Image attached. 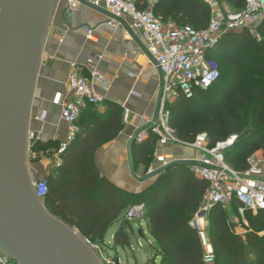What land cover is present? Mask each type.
I'll list each match as a JSON object with an SVG mask.
<instances>
[{"label":"trees","instance_id":"trees-1","mask_svg":"<svg viewBox=\"0 0 264 264\" xmlns=\"http://www.w3.org/2000/svg\"><path fill=\"white\" fill-rule=\"evenodd\" d=\"M224 1L235 10L246 5V0ZM155 12L164 22L198 30L206 29L211 21V10L203 0H159ZM258 33L260 40L247 31L225 34L212 54L220 65L218 82L206 91H196L191 99L181 98L168 105L169 124L183 143L192 144L197 136L206 134L214 147L238 135L234 147L226 152V160L240 172L250 168L253 154L264 150V22ZM90 107L93 118L80 126L76 139L61 156V165L45 178L47 210L103 248L109 230L119 222L112 242L118 253L132 247L130 231L134 230L124 217L126 210L145 204V222L155 251L153 264H207L200 235L190 222L209 183L195 176L188 165L174 164L141 193L121 190L101 176L95 154L120 132L122 116L113 110L103 117ZM157 143L156 135L142 144L135 141L134 164L148 167L155 159ZM58 147L37 141L33 152L40 155ZM239 207L233 201L230 208L238 211ZM229 211L217 206L210 212L208 234L214 263L264 264V236H260L264 211L246 213L250 232L245 237L236 233ZM139 234L145 237L144 230Z\"/></svg>","mask_w":264,"mask_h":264},{"label":"built area","instance_id":"built-area-1","mask_svg":"<svg viewBox=\"0 0 264 264\" xmlns=\"http://www.w3.org/2000/svg\"><path fill=\"white\" fill-rule=\"evenodd\" d=\"M86 1L68 0L67 13L73 15ZM203 1L211 10V21L202 30L189 25L179 26L171 21L164 22L155 12L159 0H91V3L115 18L130 20L132 31L139 34L143 47L161 74L158 113L138 129L136 142L142 144L151 135L158 137L155 161L161 164V168L168 165L166 157L160 153L168 145L190 146L200 154L198 160L185 162V165L190 167L195 176L209 183L202 204L190 222L191 227L200 235L206 263L209 264L214 262V251L208 234V222L213 208L220 206L229 210L233 201H237L242 217L248 211L254 214L264 211V152L260 153V157L253 154L249 159L250 168L240 172L226 160V152L234 147L238 135H232L214 147H210L206 134L197 136L192 144L183 143L169 124L168 105L181 98L191 99L196 91H206L218 82L220 65L212 54L225 34L247 31L258 40L261 39L258 28L264 22V0H246L244 9L226 11H222L216 0ZM92 36L93 31L89 30L87 38L91 40ZM68 87L73 97L62 109V119L68 126V132L55 152L58 167L61 165V156L76 139L82 112L89 106L99 107L106 103L105 93L110 90V82L94 65L90 68L89 76H84L76 65H72ZM130 116V110L125 109L123 121L127 123ZM37 141L38 133L30 130L29 165L38 157L33 152ZM154 172L156 169L152 166L149 174ZM33 186L38 198L44 202L48 194L47 180H33ZM146 212L145 204H135L126 210L124 217L133 225L145 221ZM84 239L96 253H101V257L105 258L101 245ZM0 264L18 263L0 251Z\"/></svg>","mask_w":264,"mask_h":264},{"label":"crops","instance_id":"crops-1","mask_svg":"<svg viewBox=\"0 0 264 264\" xmlns=\"http://www.w3.org/2000/svg\"><path fill=\"white\" fill-rule=\"evenodd\" d=\"M86 2L92 4L91 0ZM67 7L68 0L57 2L45 42L32 108L31 130L38 133L41 143L60 145L68 132V126L62 119L63 105L73 97L68 87L71 67L76 65L84 76H89L90 68L96 66L110 82V90L105 93L106 103L92 109L103 117L116 110L121 114L123 123L113 139L98 147L96 165L101 176L121 190L141 193L158 176L142 181L149 175L143 164H134L137 179L132 176L129 144L138 129L158 113L161 74L144 50L139 34L132 31L130 20L113 21L109 15L94 11L85 4L71 15L67 13ZM89 30L93 31L91 40L87 38ZM125 109L131 112L127 123L123 121ZM90 111L89 106L82 112L77 125L78 133L80 126L84 122L89 124L90 118H93ZM160 153L166 157L168 164L194 162L200 158L198 151L181 145H168ZM150 165L157 171L162 169L155 159ZM29 168L38 180L57 170V167H51L48 159L31 163ZM242 218L244 234L235 231L245 237L250 232V224L246 214ZM260 236H264V232Z\"/></svg>","mask_w":264,"mask_h":264},{"label":"water","instance_id":"water-1","mask_svg":"<svg viewBox=\"0 0 264 264\" xmlns=\"http://www.w3.org/2000/svg\"><path fill=\"white\" fill-rule=\"evenodd\" d=\"M58 1L0 0V251L18 264H103L78 230L47 210L35 192L37 179L29 168L33 102ZM136 137L129 144L135 179L132 145ZM174 164L186 163H170L141 180L153 179Z\"/></svg>","mask_w":264,"mask_h":264},{"label":"rangeland","instance_id":"rangeland-1","mask_svg":"<svg viewBox=\"0 0 264 264\" xmlns=\"http://www.w3.org/2000/svg\"><path fill=\"white\" fill-rule=\"evenodd\" d=\"M217 3H219V7L222 9V11H226L227 9L229 10H235L234 7L229 6L224 0H216ZM188 149H192L190 146L185 147ZM186 150V149H185ZM55 152L56 149H48L45 154H40L38 155L37 159L32 160L31 163L36 164L40 163L43 159H48L51 163V167H57V159L55 157ZM264 150H261L259 152H256L255 154L262 153ZM156 160V158H155ZM154 161V159H153ZM152 162V161H150ZM151 165L146 167V170L148 171L151 169ZM157 171V170H156ZM52 172V170H51ZM149 174L148 176H150ZM145 176L144 178L148 177ZM246 214V213H245ZM228 218L233 225V227L238 231V233H243L245 232V228L243 225V218L242 214L238 211L235 210L234 208H230V211L227 213ZM119 222L115 223L114 226L109 230L107 236H106V246L105 248L102 249L103 251V257H101V253H98V256L101 258L103 264H116L117 259L120 260V264H153L152 260L155 255V251L152 247L153 239L149 235L147 231V226L146 222H135L133 223V233L130 231V237H131V242H132V247L128 250H123L119 249L118 253L113 249L112 246V235L115 233L117 228L119 227ZM144 230L145 231V237L140 236V232ZM118 255V257H117ZM117 257V258H116ZM209 264H215L209 263Z\"/></svg>","mask_w":264,"mask_h":264}]
</instances>
